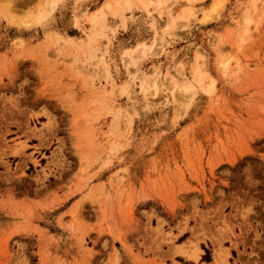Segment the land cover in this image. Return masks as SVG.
<instances>
[{
  "label": "rangeland",
  "instance_id": "374dc122",
  "mask_svg": "<svg viewBox=\"0 0 264 264\" xmlns=\"http://www.w3.org/2000/svg\"><path fill=\"white\" fill-rule=\"evenodd\" d=\"M213 1L0 0V264H264V0Z\"/></svg>",
  "mask_w": 264,
  "mask_h": 264
},
{
  "label": "crops",
  "instance_id": "0c3cea01",
  "mask_svg": "<svg viewBox=\"0 0 264 264\" xmlns=\"http://www.w3.org/2000/svg\"><path fill=\"white\" fill-rule=\"evenodd\" d=\"M133 253L135 255L140 254L141 256L147 255V252L144 251V249L138 250V248L134 249ZM102 254H104L103 251H102ZM125 254L131 255L129 251L127 252L125 251ZM115 256L118 259V264H120L121 259H122V254L119 250L115 252L113 249H111L109 253H107L106 257L104 258V264H110V258L115 257ZM148 256L149 258H151V252H148ZM102 257L103 256L97 255V253H94L92 255L90 251L79 250L78 253L70 261L66 260V264H97L98 261H101L103 259ZM61 258H63V255L61 256Z\"/></svg>",
  "mask_w": 264,
  "mask_h": 264
},
{
  "label": "bare ground",
  "instance_id": "6f19581e",
  "mask_svg": "<svg viewBox=\"0 0 264 264\" xmlns=\"http://www.w3.org/2000/svg\"><path fill=\"white\" fill-rule=\"evenodd\" d=\"M225 1L226 0H215V1H213V5H212V7H211V9L208 11V12H205V14H204V17H203V20L204 21H209L210 19H213L215 16H217L218 14H219V12H220V10H221V8L223 7V5L225 4ZM51 2H53V3H55L56 2V0H51ZM136 2H138L142 7H148V5L150 4V2H151V0H136ZM52 3V4H53ZM127 3H129L130 5H131V3H130V0H127ZM109 5V2L108 1H106L105 3H104V6H108ZM79 16V15H78ZM178 19V18H177ZM177 20H175L174 21V29H175V26H177ZM16 42H18V40L16 41ZM15 42V43H16ZM18 44V43H17ZM158 44H156V46H157ZM138 48H139V46L137 47V49H135L134 50V53L136 54V52L138 51ZM128 54V53H127ZM201 54H203V53H201ZM131 56V55H130ZM229 65V62H220V67H221V69L224 71V70H226V68H227V66ZM214 81V80H213ZM192 83H190L189 84V86H187V89L188 90H192V85H191ZM210 86V85H209ZM211 88L213 87V84L210 86ZM210 88V89H211ZM212 91H213V89H212ZM225 256L224 255H222L221 253H220V251H218L217 252V255L215 256V259H214V262H213V264H225Z\"/></svg>",
  "mask_w": 264,
  "mask_h": 264
}]
</instances>
